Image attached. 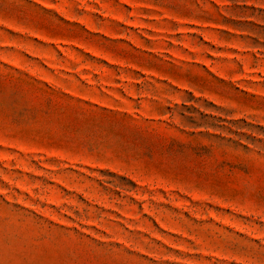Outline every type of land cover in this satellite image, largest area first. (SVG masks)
<instances>
[{"label": "rangeland", "instance_id": "1", "mask_svg": "<svg viewBox=\"0 0 264 264\" xmlns=\"http://www.w3.org/2000/svg\"><path fill=\"white\" fill-rule=\"evenodd\" d=\"M0 264H264V0H0Z\"/></svg>", "mask_w": 264, "mask_h": 264}]
</instances>
